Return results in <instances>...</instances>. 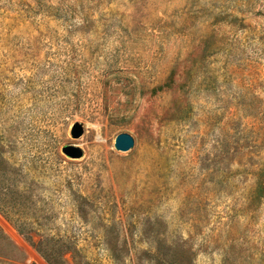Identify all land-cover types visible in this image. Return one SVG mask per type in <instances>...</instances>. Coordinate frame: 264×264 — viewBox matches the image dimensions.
<instances>
[{"label": "rangeland", "instance_id": "obj_1", "mask_svg": "<svg viewBox=\"0 0 264 264\" xmlns=\"http://www.w3.org/2000/svg\"><path fill=\"white\" fill-rule=\"evenodd\" d=\"M0 233V264H264V0H0Z\"/></svg>", "mask_w": 264, "mask_h": 264}, {"label": "water", "instance_id": "obj_2", "mask_svg": "<svg viewBox=\"0 0 264 264\" xmlns=\"http://www.w3.org/2000/svg\"><path fill=\"white\" fill-rule=\"evenodd\" d=\"M83 129L79 122H73L69 128V135L72 138H77L81 135ZM133 146V138L127 132H120L114 136L113 148L117 151H127ZM61 152L68 157L78 158L81 156V150L73 145H65L62 147Z\"/></svg>", "mask_w": 264, "mask_h": 264}, {"label": "trees", "instance_id": "obj_3", "mask_svg": "<svg viewBox=\"0 0 264 264\" xmlns=\"http://www.w3.org/2000/svg\"><path fill=\"white\" fill-rule=\"evenodd\" d=\"M19 232H20V230H19ZM0 235H1V233H0ZM34 247V246H33ZM34 249L35 250H43V249H41V248H38V247H34ZM39 253H40V255H42L43 256V258L45 259V261L48 263V264H54L53 263V261L49 258V257H47L45 254H43L42 252H40L39 251Z\"/></svg>", "mask_w": 264, "mask_h": 264}]
</instances>
